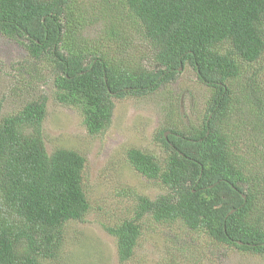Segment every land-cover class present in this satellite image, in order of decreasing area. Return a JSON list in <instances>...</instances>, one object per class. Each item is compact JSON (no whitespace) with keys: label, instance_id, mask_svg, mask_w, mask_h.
<instances>
[{"label":"trees","instance_id":"trees-1","mask_svg":"<svg viewBox=\"0 0 264 264\" xmlns=\"http://www.w3.org/2000/svg\"><path fill=\"white\" fill-rule=\"evenodd\" d=\"M71 3L0 0V33L51 66L54 100L78 110L89 134L110 124L115 99L152 93L181 69L210 91L198 125L160 132L163 157L126 149L129 165L164 191L135 193L132 215L105 225L118 261L132 257L145 217L264 255V99L242 75L264 54V0H119L151 47L149 66L68 43ZM46 99L0 114V264H44L89 208L83 156L46 150Z\"/></svg>","mask_w":264,"mask_h":264},{"label":"rangeland","instance_id":"rangeland-1","mask_svg":"<svg viewBox=\"0 0 264 264\" xmlns=\"http://www.w3.org/2000/svg\"><path fill=\"white\" fill-rule=\"evenodd\" d=\"M118 1L72 0V13L65 20L71 31L67 42L112 60L149 66L151 47L141 38L138 22ZM242 75L251 78L249 94L258 88L264 99V54L257 62L244 63ZM52 80L47 62L32 61L22 42L0 33V114L46 96L42 129L47 152L68 147L85 160L82 186L88 211L82 221L65 225L62 247L44 264H264V255L217 246L205 235L196 236L177 229V224H160L148 217L140 223L132 257L120 263L116 242L104 229L132 215L135 193L154 198L164 191L129 165L125 151L134 147L163 157L160 132L167 135L171 128L181 130L201 122L210 91L197 82L191 69H181L173 81L152 93L115 99L111 122L98 134L86 131L78 110L54 100Z\"/></svg>","mask_w":264,"mask_h":264}]
</instances>
